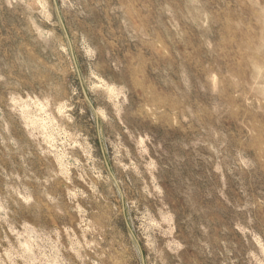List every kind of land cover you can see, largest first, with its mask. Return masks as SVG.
<instances>
[{"label": "rangeland", "instance_id": "rangeland-1", "mask_svg": "<svg viewBox=\"0 0 264 264\" xmlns=\"http://www.w3.org/2000/svg\"><path fill=\"white\" fill-rule=\"evenodd\" d=\"M58 2L93 107L0 0V264H264V0Z\"/></svg>", "mask_w": 264, "mask_h": 264}, {"label": "water", "instance_id": "water-1", "mask_svg": "<svg viewBox=\"0 0 264 264\" xmlns=\"http://www.w3.org/2000/svg\"><path fill=\"white\" fill-rule=\"evenodd\" d=\"M52 1H53L55 10H56L57 16H58L62 26L64 27L63 19H62V16H61L59 2H58V0H52ZM64 31H65V27H64ZM65 34H66V37H67V40H68V44H69V48H70V52H71L73 61H74L75 65H76V69L78 71V76H79V79H80V84H81L83 95L86 98V100L89 102L91 107H93V104H92V101H91L90 96L88 94V91H87L86 87L84 86L83 81L81 79V75H80V71H79V68H78V65H77V61H76V56H75V52H74V49H73V45H72V43L70 41V38H69V36H68L66 31H65ZM97 126H98V129H99V123H97ZM105 163H106V166H107L112 178L114 179L115 183L117 184L116 177H115V175H114V173H113V171H112V169L110 167V164H109V162H108V160L106 158H105ZM118 188H119V186H118Z\"/></svg>", "mask_w": 264, "mask_h": 264}]
</instances>
